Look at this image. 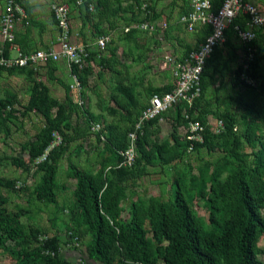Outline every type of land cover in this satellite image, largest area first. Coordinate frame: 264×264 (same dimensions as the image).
Segmentation results:
<instances>
[{
  "label": "rangeland",
  "instance_id": "obj_1",
  "mask_svg": "<svg viewBox=\"0 0 264 264\" xmlns=\"http://www.w3.org/2000/svg\"><path fill=\"white\" fill-rule=\"evenodd\" d=\"M142 1L147 4V9H153L154 0H124V8L118 9L122 11L123 8L124 17L119 15L121 20L116 25L112 24L118 29L112 33V39L104 49H92L84 44L93 56L87 61L92 74L85 86L81 85V104L77 102V95L70 91L67 74L60 77L58 84V79L52 81L48 75L52 65L46 64L45 68L35 70L34 79L46 85L49 94L59 103L53 109L54 114L62 116L64 124L68 126L64 125L61 132H54V139L48 149L27 171L15 166L13 159H21L25 163L28 161L27 144L36 138L44 120L37 111L28 112L25 109L32 95V81L26 74L15 70L9 72L7 69L0 71V113L5 115L4 123L0 125V179L15 180L13 187L0 185V210L17 214L26 230L33 228L45 237L57 236L61 257L70 264H96L85 254L91 237L76 208L75 168L85 169L95 176L102 174L107 180H116L117 186L113 190L117 193L120 206L118 220L121 221L130 219L132 203L147 206L153 200L170 201L175 179L190 193V206L198 222L206 229L210 228L211 202L208 196L214 177L221 185L232 171L241 169L248 175L253 193L258 195L264 187V165H257L256 156L259 152L264 155V59L259 61L253 75L248 66H243L238 79L237 67L242 59H246L247 49L234 33L226 35L224 42L211 55V66L204 75L203 93L190 111L193 117L205 119L214 136L217 134L214 132L216 122L224 112L230 113L233 117L231 126L228 128L223 122L221 130V134H225L230 129L229 148H222L220 138L214 137L217 141H213V149L202 146L188 151L186 145L182 144L168 162L158 157L156 152L149 155V161H144L137 143L135 161L131 165L120 166V150L116 152L110 149L108 140L118 138L120 133L127 135L150 97L159 94L157 89L164 87V78L154 75L152 71L159 68L169 75L170 66L165 64L162 67L160 59L156 57H164L171 47L177 49V42L194 43L195 37L185 24L175 22L177 10L167 18L171 27L159 29L165 23L164 19L160 18V25L151 21L140 8ZM156 2L160 3L162 9L167 8L164 7L167 0ZM180 2L182 8L178 15L184 14L187 8V0H178L176 3ZM79 5L84 13L85 0H81ZM261 14L264 16L262 9ZM141 24H146L147 28L134 27L129 32L123 30L124 25L133 27ZM81 33V38H85L84 28ZM103 33L98 32L99 35ZM255 35L258 49L263 54L264 25L255 31ZM85 41L87 43L89 39ZM162 44L167 48L162 47ZM99 59L103 60L100 62ZM120 84L131 88L136 97L135 105L127 102L119 90ZM6 100H10L12 105L2 107L1 103ZM148 129L150 136L146 149L156 144L165 156L172 155L175 152L173 136L183 142L187 132L183 107H175L164 113ZM128 144L127 139L123 149ZM56 147L60 150V157L55 163L57 170L52 187L54 200L49 201L50 195L39 194L36 187L42 185L45 177V169L41 164L44 161L50 163L47 157L50 150ZM200 187L207 194L206 197L199 195ZM220 199L217 194V200ZM259 211L264 218V204ZM147 223L146 220V228ZM147 237L153 249L154 242L149 231ZM7 244L14 251L20 249L13 241L8 240ZM255 246L257 258L264 263V232L257 234ZM29 254L30 250H26L20 259L23 262L30 260ZM17 261L18 256L0 247V264H15ZM117 264L131 263L120 256Z\"/></svg>",
  "mask_w": 264,
  "mask_h": 264
},
{
  "label": "trees",
  "instance_id": "obj_2",
  "mask_svg": "<svg viewBox=\"0 0 264 264\" xmlns=\"http://www.w3.org/2000/svg\"><path fill=\"white\" fill-rule=\"evenodd\" d=\"M221 1L212 0L214 8H217ZM86 3L85 1L87 10ZM188 9L189 5H187L185 12ZM246 21L247 17L244 16L235 18L225 30V37L230 33H234L238 37V30L246 28ZM200 28L201 32L204 33L201 37L203 39L209 28L205 25H200ZM256 38L255 36L254 39L243 42L246 46L245 50L248 47L253 50L252 58L248 63L252 75L259 61L264 59V53L262 54L258 49ZM217 47L214 48L211 55L214 54ZM190 50L191 48L188 49L187 53ZM8 55L7 45H4L3 56ZM91 56L93 53L89 51L88 58ZM210 57L207 59L202 73L201 94L204 88V75L211 66ZM214 59L212 58L213 62ZM246 60L247 58L242 59L237 67L236 77L238 79ZM2 69H7L9 72L15 70L18 73H25L28 79L32 81V95L28 99L25 109L28 112L37 111L44 120L36 138L27 144L28 161L25 163L21 159H13L15 166L27 171L30 165L45 153L54 139V132H61L62 127L68 126V124H64L65 121L62 116L57 113L54 114L53 109L55 106H59V103L49 94V88L46 85L34 79L36 72L32 67L4 68L0 66V71ZM91 74L92 69L89 65L78 72L82 87L85 86L87 78ZM163 88L157 89L156 92L160 94L168 91L171 85ZM119 90L130 105L136 104V97L130 87L120 84ZM199 100L200 96L195 99L192 109L195 108ZM7 105H12L10 100L1 103L2 107ZM177 107H184V105ZM195 118L205 127L202 141H189L184 137L183 142H181L176 136H173L175 152L170 156H165L156 144H152L149 149H146L150 136L148 128L159 120V117L147 123L137 140L141 159L149 161V155L156 152L158 157L168 162L174 158V154L177 153L176 150L182 144L186 147L193 144V149L202 146L213 149L215 144L213 141H217L214 137L220 138L222 148H229L230 129H228L229 133H220L214 136L205 119ZM4 120L5 115L0 113V125H3ZM183 120L186 123L184 118ZM221 120L229 128L233 122V117L230 113L224 112L221 115ZM108 143L110 149L118 152L126 147L127 135L120 133L118 138L113 137L108 140ZM256 156L257 165L263 166V153L259 152ZM59 157L60 150L56 147L50 150L47 157L50 163L44 161L41 164L45 169V177L42 185L36 187V191L39 194L50 195L47 199L49 201L54 200L52 187L57 170L55 163ZM74 175L77 179L75 188L76 208L80 212L86 225V231L91 237L90 245L86 247L85 254L89 260H93L96 264H117L120 256L127 259L131 264H264L257 258L255 246L257 234L264 232V218L259 211L264 204V187L258 195L253 193L249 184V177L241 169L232 171L227 181L221 185L214 177L208 196V201L211 202L209 206L210 228L208 229L198 222L189 203L190 193L184 189L178 179L174 180V190L170 201L153 200L147 206H138L136 203H132L130 219L121 221L118 220L120 206L117 193L113 190L117 186L116 180H107L102 174L95 176L85 169L78 168L74 169ZM14 183L15 180L13 179H0L1 186L13 187ZM199 190L201 197L207 196L203 188L200 187ZM217 194L221 197L220 201L217 200ZM146 220L148 228L145 226ZM148 231L154 242L153 249L150 247L147 237ZM8 240L13 241L20 249L12 250L8 244L6 245ZM0 247L10 251L13 256H18V261L15 264H70L61 257V245L57 236L45 237L37 229H24L19 216L5 210H0ZM26 250H30V260L23 262L20 256ZM153 252L155 253L153 254Z\"/></svg>",
  "mask_w": 264,
  "mask_h": 264
},
{
  "label": "built area",
  "instance_id": "obj_3",
  "mask_svg": "<svg viewBox=\"0 0 264 264\" xmlns=\"http://www.w3.org/2000/svg\"><path fill=\"white\" fill-rule=\"evenodd\" d=\"M3 5L0 10V36L7 45L9 55L3 56L4 45L0 46V66L11 67H32L37 70L39 67L59 60L65 61L70 75L69 88L78 97V104L82 103L80 92L81 82L78 72L85 66L89 57V49L82 43L73 42L70 38V9L67 3L51 4V10L58 28L56 37V47L49 49H37L35 51L23 52L15 41V27L18 21L26 17L19 0H2ZM81 2V0H79ZM140 8L146 15H150L147 4L142 1ZM189 9L181 14L178 23L185 24L188 31H195L199 25L209 28L206 36L192 47L191 50L181 58L171 55L164 57L165 64L170 66L169 83L171 88L160 94L150 97L148 104L136 119L133 129L127 133L129 144L127 148L119 151L120 166L131 165L135 161V147L143 128L153 119L167 113L171 109L184 105L183 118L187 123L185 137L189 141H202L205 127L201 122L190 115L195 99L201 95L202 73L207 59L210 57L216 46L221 45L225 40V30L240 16L247 17L246 28L238 30L239 40L248 42L255 38V31L264 25V16L257 5L247 0H222L217 8H214L212 0H189ZM88 9H94V3L88 4ZM133 27L147 28L146 24ZM164 23L159 29H165ZM132 26L126 27L125 32ZM152 28V27H150ZM110 41V35H102L97 38L96 45L99 49H104ZM248 66L252 58V48H247ZM76 70V71H75ZM223 121L216 122L215 131L221 133ZM48 149V148H47ZM188 151L193 150V144L187 147Z\"/></svg>",
  "mask_w": 264,
  "mask_h": 264
},
{
  "label": "crops",
  "instance_id": "obj_4",
  "mask_svg": "<svg viewBox=\"0 0 264 264\" xmlns=\"http://www.w3.org/2000/svg\"><path fill=\"white\" fill-rule=\"evenodd\" d=\"M76 1V3H75ZM87 3V10L85 9L84 13L82 11V8L80 7L79 0H19V3L22 7V9L25 11L26 17L22 20L18 21L15 27V41L20 50L23 52H30L35 51L37 49H49L52 47H56V37L58 34V28L56 25V22L53 17V13L51 10V4L53 2L56 3H67L69 5L70 9V38L73 42L76 43H82L86 44L90 48L99 49L96 45V40L98 37L102 35H112L114 32L118 29L117 27L112 26V24L116 25L118 21L121 20V17H124L122 15L123 8L126 4L124 0H85ZM178 0H167L164 7H167L166 9H162L160 3H157L156 0L153 1V9H149L150 15H148L149 19L155 24H161L160 18L164 19L163 22L167 23V28L171 27L170 22L167 20L168 16L170 14H173L177 10V18L176 21H178V18L181 14L178 15L179 10L181 7V2L177 4ZM181 1V0H180ZM258 7H261V9L264 11V0H247ZM90 2L94 3V9L91 11L88 9V4ZM3 5L2 0H0V10ZM188 5V0H187ZM118 10V9H121ZM119 15H121L119 19ZM245 17V16H244ZM158 19V20H157ZM159 21V22H158ZM128 27H123V30ZM84 28V31L86 33L85 38H81V30ZM73 29V34H72ZM200 25L196 27L195 31L192 33L195 35L193 42L189 44V41H182L177 42L176 48L171 47L167 54L164 55H171L176 58H181L185 56L188 49L194 47L197 45V43L201 40V37L204 35L203 32L200 30ZM75 30V32H74ZM125 31V30H124ZM98 32H104L103 34H98ZM93 34V35H92ZM78 36V37H77ZM97 36L96 38H94ZM94 38V39H93ZM85 39H89L87 43H85ZM112 39V37H110ZM200 39V40H199ZM84 40V41H83ZM4 45V42L0 36V46ZM190 45V48L189 46ZM162 47L167 48L166 45L162 44ZM162 58L156 57L157 60L160 59V65L165 66L164 57ZM103 60V59H102ZM99 59V61H102ZM162 62V63H161ZM51 66L50 72L48 71V75L50 80L57 81L58 84L60 80V77L63 78V75H69V69L63 60H59L56 62L48 63ZM46 65L41 66L37 69L39 71L40 69L45 68ZM36 71V72H37ZM154 75H159L166 81L164 88L169 87V75H165L164 72H162L159 68H156V70L152 71ZM71 81V80H70ZM167 85V86H166ZM163 88V89H164Z\"/></svg>",
  "mask_w": 264,
  "mask_h": 264
}]
</instances>
